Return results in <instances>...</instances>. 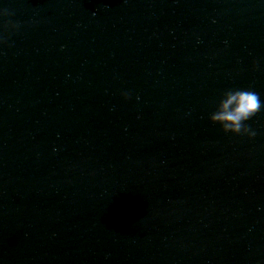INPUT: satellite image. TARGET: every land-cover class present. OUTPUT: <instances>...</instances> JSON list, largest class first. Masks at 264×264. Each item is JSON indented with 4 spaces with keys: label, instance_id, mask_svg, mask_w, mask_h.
<instances>
[{
    "label": "water",
    "instance_id": "1",
    "mask_svg": "<svg viewBox=\"0 0 264 264\" xmlns=\"http://www.w3.org/2000/svg\"><path fill=\"white\" fill-rule=\"evenodd\" d=\"M0 264H264V0H0Z\"/></svg>",
    "mask_w": 264,
    "mask_h": 264
}]
</instances>
